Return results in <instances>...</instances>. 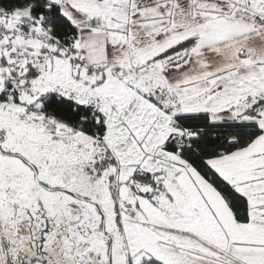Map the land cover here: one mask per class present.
Returning <instances> with one entry per match:
<instances>
[{"label":"snow or ice","instance_id":"1","mask_svg":"<svg viewBox=\"0 0 264 264\" xmlns=\"http://www.w3.org/2000/svg\"><path fill=\"white\" fill-rule=\"evenodd\" d=\"M0 264H264V0H0Z\"/></svg>","mask_w":264,"mask_h":264}]
</instances>
